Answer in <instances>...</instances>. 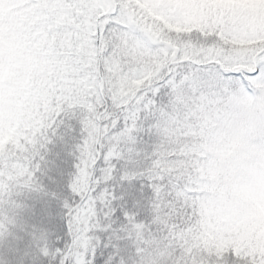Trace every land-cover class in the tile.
Wrapping results in <instances>:
<instances>
[{
  "label": "snow or ice",
  "instance_id": "obj_1",
  "mask_svg": "<svg viewBox=\"0 0 264 264\" xmlns=\"http://www.w3.org/2000/svg\"><path fill=\"white\" fill-rule=\"evenodd\" d=\"M0 264H264V0H0Z\"/></svg>",
  "mask_w": 264,
  "mask_h": 264
}]
</instances>
